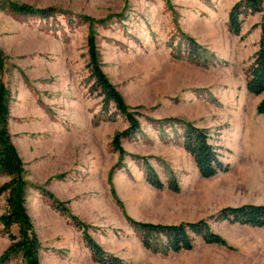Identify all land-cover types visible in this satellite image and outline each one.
I'll return each mask as SVG.
<instances>
[{
    "label": "rangeland",
    "instance_id": "374dc122",
    "mask_svg": "<svg viewBox=\"0 0 264 264\" xmlns=\"http://www.w3.org/2000/svg\"><path fill=\"white\" fill-rule=\"evenodd\" d=\"M238 1L0 0V82L40 264H102L84 232L120 264H264V229L216 220L225 208L264 206V116L255 112L264 93L245 89L264 39V0L235 36L228 15ZM11 3L53 11L20 16ZM90 35L103 74L139 122L121 155L112 141L127 121L89 92ZM188 125L206 132L226 172L200 177L183 146ZM150 171L163 189L148 184ZM8 180L0 172V186ZM45 192L69 213L55 211ZM201 221L225 246L193 236L190 251H150L133 227ZM9 244L0 226V255ZM6 264L25 263L12 256Z\"/></svg>",
    "mask_w": 264,
    "mask_h": 264
},
{
    "label": "trees",
    "instance_id": "16d2710c",
    "mask_svg": "<svg viewBox=\"0 0 264 264\" xmlns=\"http://www.w3.org/2000/svg\"><path fill=\"white\" fill-rule=\"evenodd\" d=\"M8 7L10 11L17 15L30 17L47 18L53 11V9H34L27 5L14 3L9 4ZM259 12L261 10L256 0H239L229 12L228 31L232 35H239L242 17L245 18ZM262 20L264 22V16ZM87 51L88 62L86 68L90 74V79L93 80L89 92L96 94L101 99L103 111H106L108 106L112 105L128 123V128L116 135L112 141L114 151L121 155L123 152L120 141L134 136L140 129L139 122L125 105L121 95L103 74L98 61L97 47L93 35L87 38ZM3 67V57L0 54V74L4 69ZM245 89L248 94L256 97L264 93L263 38L259 41L253 62L245 72ZM9 103L10 92L0 82V172L9 178L8 182L0 186V197L5 196V211L0 215V226L10 242L7 249L0 255V264H6L12 256H20L25 264H40L38 254L41 244L25 205L27 184L24 180V164L12 144L8 130ZM255 112L257 115L264 116V100L256 106ZM183 142L184 149L192 158L200 177L208 179L228 170V166L222 164L213 147L207 143V134L204 130L188 125L183 134ZM147 182L158 190L163 189V185L152 171L148 173ZM168 188L177 191L174 184H169ZM43 195L47 201L51 202L55 211L63 215L69 213L52 195L47 192ZM70 218L76 223L77 227H80L75 217L71 215ZM216 220L264 229V206L243 205L236 208H225L218 213ZM13 227L17 229L16 235L11 232ZM133 227L140 234L144 248L150 251L159 249L172 253L190 251L193 247V236L201 238L206 244L225 246V242L211 231L208 224L202 221L176 226L133 222ZM83 235L85 247L96 261L102 264H120L118 260L106 257L99 246L85 232Z\"/></svg>",
    "mask_w": 264,
    "mask_h": 264
}]
</instances>
